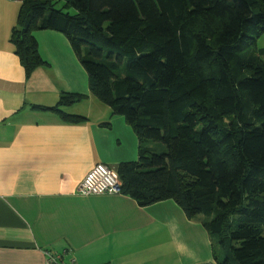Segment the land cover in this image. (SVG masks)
Masks as SVG:
<instances>
[{
  "label": "trees",
  "instance_id": "obj_1",
  "mask_svg": "<svg viewBox=\"0 0 264 264\" xmlns=\"http://www.w3.org/2000/svg\"><path fill=\"white\" fill-rule=\"evenodd\" d=\"M47 30L138 136L121 194L177 203L209 232L216 264H264V0H23L10 42L27 76ZM82 99L34 109L80 123L60 109Z\"/></svg>",
  "mask_w": 264,
  "mask_h": 264
},
{
  "label": "crops",
  "instance_id": "obj_2",
  "mask_svg": "<svg viewBox=\"0 0 264 264\" xmlns=\"http://www.w3.org/2000/svg\"><path fill=\"white\" fill-rule=\"evenodd\" d=\"M23 0H0V264H47L46 251L76 264H216L212 240L174 201L140 207L131 197L81 195L98 164L116 174L140 160L124 117L90 91L69 39L34 33L44 64L27 76L10 42ZM62 93L84 99L60 110Z\"/></svg>",
  "mask_w": 264,
  "mask_h": 264
},
{
  "label": "built area",
  "instance_id": "obj_3",
  "mask_svg": "<svg viewBox=\"0 0 264 264\" xmlns=\"http://www.w3.org/2000/svg\"><path fill=\"white\" fill-rule=\"evenodd\" d=\"M118 175L107 165L94 166L80 183L78 193L81 195H117L120 194ZM69 251L53 253L46 251L47 264H76L74 258L68 257Z\"/></svg>",
  "mask_w": 264,
  "mask_h": 264
},
{
  "label": "rangeland",
  "instance_id": "obj_4",
  "mask_svg": "<svg viewBox=\"0 0 264 264\" xmlns=\"http://www.w3.org/2000/svg\"><path fill=\"white\" fill-rule=\"evenodd\" d=\"M264 48V36H262L258 41V49Z\"/></svg>",
  "mask_w": 264,
  "mask_h": 264
}]
</instances>
